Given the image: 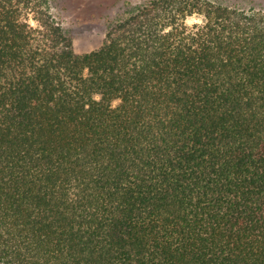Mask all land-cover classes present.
I'll return each mask as SVG.
<instances>
[{
	"label": "trees",
	"instance_id": "16d2710c",
	"mask_svg": "<svg viewBox=\"0 0 264 264\" xmlns=\"http://www.w3.org/2000/svg\"><path fill=\"white\" fill-rule=\"evenodd\" d=\"M125 7L0 0V264H264V7Z\"/></svg>",
	"mask_w": 264,
	"mask_h": 264
},
{
	"label": "rangeland",
	"instance_id": "374dc122",
	"mask_svg": "<svg viewBox=\"0 0 264 264\" xmlns=\"http://www.w3.org/2000/svg\"><path fill=\"white\" fill-rule=\"evenodd\" d=\"M145 0H52L53 12L73 34L77 53H87L101 47L107 22L125 10L126 2L139 4ZM243 9H260L264 0H215ZM195 22V21H193Z\"/></svg>",
	"mask_w": 264,
	"mask_h": 264
}]
</instances>
